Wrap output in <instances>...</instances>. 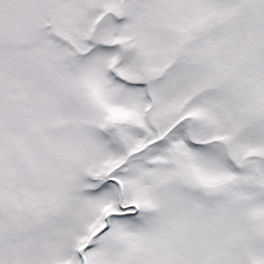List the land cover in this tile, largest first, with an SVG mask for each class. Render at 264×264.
<instances>
[{
    "label": "snow or ice",
    "instance_id": "obj_1",
    "mask_svg": "<svg viewBox=\"0 0 264 264\" xmlns=\"http://www.w3.org/2000/svg\"><path fill=\"white\" fill-rule=\"evenodd\" d=\"M0 264H264V0H0Z\"/></svg>",
    "mask_w": 264,
    "mask_h": 264
}]
</instances>
